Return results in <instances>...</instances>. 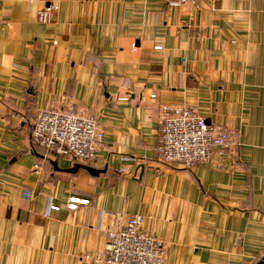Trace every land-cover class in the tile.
I'll list each match as a JSON object with an SVG mask.
<instances>
[{"label": "crops", "instance_id": "1", "mask_svg": "<svg viewBox=\"0 0 264 264\" xmlns=\"http://www.w3.org/2000/svg\"><path fill=\"white\" fill-rule=\"evenodd\" d=\"M169 2L0 0V264H91L136 213L167 264L264 256V0ZM52 101L99 119L109 147L80 163L99 175L31 142ZM164 103L238 131L235 148L163 163Z\"/></svg>", "mask_w": 264, "mask_h": 264}, {"label": "built area", "instance_id": "2", "mask_svg": "<svg viewBox=\"0 0 264 264\" xmlns=\"http://www.w3.org/2000/svg\"><path fill=\"white\" fill-rule=\"evenodd\" d=\"M186 2L197 4V0H170L169 3ZM59 8L58 3L49 2L39 14L40 21L51 22ZM152 98H156V94H152ZM238 136V131L208 122L189 106L164 103L156 150L165 164L193 168L211 161L216 154H230ZM31 142L67 158L72 165L89 162L109 147L96 116L58 106L56 101L39 111L33 121ZM88 201L73 196L68 207L76 209ZM50 208L59 206L51 204ZM82 258L91 264H167V249L161 239L144 228V216L136 213L129 216L123 226L108 232L102 252L86 253Z\"/></svg>", "mask_w": 264, "mask_h": 264}, {"label": "water", "instance_id": "3", "mask_svg": "<svg viewBox=\"0 0 264 264\" xmlns=\"http://www.w3.org/2000/svg\"><path fill=\"white\" fill-rule=\"evenodd\" d=\"M80 168H84L88 170L93 175H99L103 171V170H100V169H97V168H94L88 165H83L80 163H76L73 167L67 168L66 171L71 172V173H76ZM257 264H264V256L258 261Z\"/></svg>", "mask_w": 264, "mask_h": 264}]
</instances>
